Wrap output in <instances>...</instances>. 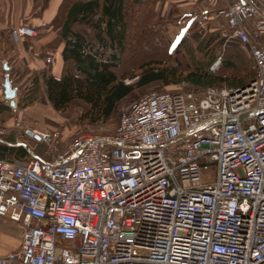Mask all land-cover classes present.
Returning a JSON list of instances; mask_svg holds the SVG:
<instances>
[{"label": "built area", "instance_id": "built-area-1", "mask_svg": "<svg viewBox=\"0 0 264 264\" xmlns=\"http://www.w3.org/2000/svg\"><path fill=\"white\" fill-rule=\"evenodd\" d=\"M199 20L248 48L256 78L148 90L107 132L34 131L45 158H0V220L21 227L0 264H264V0H217Z\"/></svg>", "mask_w": 264, "mask_h": 264}, {"label": "trees", "instance_id": "trees-1", "mask_svg": "<svg viewBox=\"0 0 264 264\" xmlns=\"http://www.w3.org/2000/svg\"><path fill=\"white\" fill-rule=\"evenodd\" d=\"M153 1L62 0L53 22L64 40L62 73L59 77L48 72L41 75L47 98L56 111H65L72 101L81 100L88 108L80 114L79 121L94 126L110 119L117 104L134 90L156 82L165 88L177 85L181 91L197 92L207 87L240 88L256 78L253 62L247 66L234 49L223 46L221 41L214 43L217 29L202 24L198 18L191 21L190 27L200 40L192 44L182 37L173 47L166 29L170 20L160 16ZM149 37L162 44L160 55L124 64L128 47ZM183 54L190 61L183 59ZM218 57V65L212 68ZM127 78L134 80L126 82ZM184 81L186 86L182 87ZM36 91V87H24L17 107L24 109L31 104ZM1 149L24 161L34 155L23 148L19 152L6 146Z\"/></svg>", "mask_w": 264, "mask_h": 264}, {"label": "crops", "instance_id": "crops-1", "mask_svg": "<svg viewBox=\"0 0 264 264\" xmlns=\"http://www.w3.org/2000/svg\"><path fill=\"white\" fill-rule=\"evenodd\" d=\"M160 1H153L156 11L160 15L177 14L180 17L177 18L178 21L185 20L189 31H192L191 21L195 18L199 19L204 11L203 7L207 4L202 2L203 0H199V3L197 0H170L173 2L165 3L162 10L158 7ZM61 2L62 0H0V117L1 112L7 111V105L12 107L6 103L8 100L3 97L2 92L1 84L6 73L3 69L4 63L9 68L7 73L12 86L17 88L15 99L18 100L24 87L37 88L36 99L24 109H20L22 111L18 115L17 123L23 132L20 134V129H18L11 141L0 137V158L9 161L20 160L15 153L1 149L4 146L18 152L23 148L27 152L31 151L32 155L45 158L43 151L45 145L39 141L34 131L54 130L61 125L60 120L53 115L56 110L50 104L41 80L43 72H48L54 77H59L62 73L64 40L59 28L53 25ZM208 5L206 7L209 10V7L215 6L212 3ZM22 23L33 26L37 32L36 36L13 39L10 34L11 29ZM202 24L213 28L216 26L212 20L204 21ZM35 83L37 85L33 86ZM72 104L78 105L83 111L88 108L87 104L78 99L72 101ZM11 114L12 112L5 114V118L9 120L8 125H11L13 120ZM65 134L62 133L63 140H65ZM35 143L39 144L37 153L32 151Z\"/></svg>", "mask_w": 264, "mask_h": 264}, {"label": "rangeland", "instance_id": "rangeland-1", "mask_svg": "<svg viewBox=\"0 0 264 264\" xmlns=\"http://www.w3.org/2000/svg\"><path fill=\"white\" fill-rule=\"evenodd\" d=\"M171 2H173V1L161 0L160 5L158 7L163 10L164 5L169 4ZM197 2L199 3V0H197ZM202 2H204L205 4L207 3L206 6H209L208 4H211V3L216 4L217 0H203ZM153 6H154V4H153ZM206 6L203 7V10L209 11V9H207ZM209 8H210V12H211L212 7H209ZM160 16H162V18L164 20L165 19L170 20L166 24V29H167V32L170 36L172 45L177 43L182 37L186 38L191 43L197 42L198 40H200V38L197 36V33L194 29H192V31H189V28H188L185 20L178 21L177 18H180V17H178L177 14H172V15L161 14ZM218 41L219 42L221 41L223 46H227L230 49H234V51L238 54L239 60L242 61L244 64H246L247 66H249V65L252 66L251 55H250L249 51L247 50V48H245L243 45H241L240 43H238L236 41L225 42L220 37L219 33H218V38L214 41V43H216ZM162 49H163L162 44L160 43V41H157L154 37H149L144 42H138V40H136L135 44L132 43V45H130L128 47L127 58H126L124 64H128L129 62H132V60H136L137 58L139 59V57H144V56H146L148 58L158 57V55H160V53L162 52ZM217 50H219V47H217ZM230 52L231 51H229L228 53H230ZM231 53H233V52H231ZM197 57L201 58V55H197ZM195 58H196V55H195ZM183 59H185V60L187 59L186 61H190V60H188V58H186V55H184V54H183ZM219 60H220V57H218L215 60L212 68H216V66L219 63ZM246 65H244L243 68H247ZM241 68H242V65H241ZM244 70H246V69H244ZM135 78L136 77H134V79ZM134 79L127 78L125 81L131 82ZM181 85H182V82H181ZM162 89L163 90L166 89V90L171 91V90H177V89L179 90L180 88H178L177 85H170L167 88H165L159 82L153 83V84L146 86V87L137 88L130 95H128L126 98H124L123 100H121L117 104V108H116L114 114L112 115V117L110 119H108L103 124L94 125V126L87 125L85 123H81L79 121V116L83 112V109L76 104H71L69 106V108L66 109L65 111H56L53 113V115L58 120H60V122H61L60 123L61 125L57 129L60 130L61 134L62 133L67 134V135L65 134V138H64L66 141H69L72 137L77 136V135H81V134L93 135V134H97V133L110 131V130H112V128L116 124L119 114L124 110V108L131 101L137 99L139 96H141L142 94H144L148 90H162ZM196 93H201V90L197 91ZM79 101L82 102L81 100H79ZM6 103L9 104V101H6ZM15 103H16V106H14L13 108L9 107L7 105V107H6L7 111L1 112L2 116L0 117V137H2L4 140H8V141H11V138L14 136L16 131L18 129H20V126H18V123H17V121H18L17 119H18L19 112L22 110H20L17 107V103H18L17 99H15ZM8 112H9V114H10V112H12L11 117L13 120H12L11 125H8L9 120L5 118V114H8ZM1 132H3V133H1ZM22 132H23V130L21 131V129H20V134ZM38 147H39V144H36L32 151L34 153H37ZM45 149H46V147H44L43 151H45ZM202 177H203L204 181H211L213 179V176L210 174H207V173H202ZM20 238H21V227L19 226V224L6 223L3 221H0V255H5L8 252L17 250V248L19 247Z\"/></svg>", "mask_w": 264, "mask_h": 264}, {"label": "water", "instance_id": "water-1", "mask_svg": "<svg viewBox=\"0 0 264 264\" xmlns=\"http://www.w3.org/2000/svg\"><path fill=\"white\" fill-rule=\"evenodd\" d=\"M3 69L6 71L3 77V82L1 84L3 89V97L9 101V105L14 107L15 106V98L17 97V88L12 86V83L9 79L8 66L6 63L3 64ZM247 115H253V112H250L248 114L242 115L240 119L246 117ZM33 133V132H29Z\"/></svg>", "mask_w": 264, "mask_h": 264}, {"label": "snow or ice", "instance_id": "snow-or-ice-1", "mask_svg": "<svg viewBox=\"0 0 264 264\" xmlns=\"http://www.w3.org/2000/svg\"><path fill=\"white\" fill-rule=\"evenodd\" d=\"M173 47H175V44H173Z\"/></svg>", "mask_w": 264, "mask_h": 264}]
</instances>
